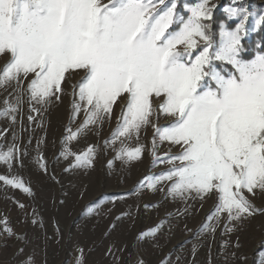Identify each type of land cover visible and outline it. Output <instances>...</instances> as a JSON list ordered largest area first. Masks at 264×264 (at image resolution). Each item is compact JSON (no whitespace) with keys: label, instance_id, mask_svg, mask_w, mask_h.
<instances>
[{"label":"snow or ice","instance_id":"6c2138e0","mask_svg":"<svg viewBox=\"0 0 264 264\" xmlns=\"http://www.w3.org/2000/svg\"><path fill=\"white\" fill-rule=\"evenodd\" d=\"M178 4L0 0V56L9 57L0 67V87L12 81L19 85L21 77L31 74L27 91L43 104L53 96L59 99L66 73L84 70L74 86L81 103L73 104L74 113L82 107L86 112L82 128L110 116L115 102L126 94L113 143L138 136L151 122L152 98L162 97L158 107L173 120L168 126L153 125L155 134L162 142L180 145L181 152L156 156L154 140V161L172 167L146 177L145 186L170 181L168 193L179 197L215 192L217 203L209 220L223 213L229 222L241 223L264 212L245 195V190L264 193V51L253 59L241 57L250 17L255 29L264 28V13L257 17L243 7L226 8L228 19L238 18V23L234 28L221 23L216 41L208 23L215 7L210 0L185 4L187 18L179 14ZM216 61L227 62L234 71L222 74ZM15 111L10 104L6 114ZM142 151L143 146L127 148L122 142L118 156L134 160ZM93 154L89 147L75 155V166L90 165ZM14 155V148L0 152V161L10 163ZM65 155L72 153L67 150ZM0 181L30 191L17 178L0 176Z\"/></svg>","mask_w":264,"mask_h":264},{"label":"rangeland","instance_id":"374dc122","mask_svg":"<svg viewBox=\"0 0 264 264\" xmlns=\"http://www.w3.org/2000/svg\"><path fill=\"white\" fill-rule=\"evenodd\" d=\"M195 2L183 1L181 9L178 4L179 14L187 18L184 5ZM223 2L210 0L213 10L219 8L226 17L221 23L234 22L231 28L238 18L228 19V7L246 8L257 17L264 13V0ZM253 19L246 39L259 30ZM8 59L0 56V67ZM84 75V70H70L59 99L53 96L43 104L27 91L31 74L21 77L19 85L12 81L0 87V152L15 149L10 163L0 161V176L17 178L30 189L0 181V236L12 234L0 249V264H264V212L241 223L229 222L223 213L209 220L217 203L215 192L179 197L168 193L170 181L145 186L146 177L172 167L154 161V140L156 156L181 152L180 145L162 142L155 134L153 125L164 127L173 120L158 107L163 98H152L151 122L138 136L113 143L126 94L115 102L110 116L82 128L86 112L82 107L74 113L73 104L81 103L74 86ZM10 104L16 111L6 114ZM73 132L77 135L69 140ZM122 142L127 148L143 146L141 156H118ZM89 147L94 149L91 164L75 166L74 156ZM67 150L72 155H65ZM245 195L264 209V193L245 190Z\"/></svg>","mask_w":264,"mask_h":264},{"label":"trees","instance_id":"16d2710c","mask_svg":"<svg viewBox=\"0 0 264 264\" xmlns=\"http://www.w3.org/2000/svg\"><path fill=\"white\" fill-rule=\"evenodd\" d=\"M179 1H180L179 9L182 8L183 1H186L188 3L194 2V0H179ZM223 1L224 4L226 3L227 0H223ZM222 21H226V17L224 13L219 8H215L213 10L212 20L208 21V23L212 25V31L215 34L214 35L215 40H217L220 23ZM227 25L229 27H232L234 25V22L229 21L227 22ZM241 43L243 45V49L241 51V57L246 60L252 59L257 52L264 51V28H260L257 32L253 33L249 39L244 38ZM214 63L216 68L219 71H221L222 74L234 71L232 65L230 64H227L222 61H216Z\"/></svg>","mask_w":264,"mask_h":264},{"label":"built area","instance_id":"2783aa9c","mask_svg":"<svg viewBox=\"0 0 264 264\" xmlns=\"http://www.w3.org/2000/svg\"><path fill=\"white\" fill-rule=\"evenodd\" d=\"M11 239H12V234L10 232L0 236V249L4 248L7 244H9Z\"/></svg>","mask_w":264,"mask_h":264},{"label":"crops","instance_id":"0c3cea01","mask_svg":"<svg viewBox=\"0 0 264 264\" xmlns=\"http://www.w3.org/2000/svg\"><path fill=\"white\" fill-rule=\"evenodd\" d=\"M253 58H254V57H253ZM253 58H252V59H253ZM135 263H136V262H135Z\"/></svg>","mask_w":264,"mask_h":264}]
</instances>
